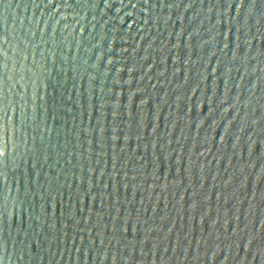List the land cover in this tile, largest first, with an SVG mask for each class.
I'll return each mask as SVG.
<instances>
[{"label":"water","instance_id":"95a60500","mask_svg":"<svg viewBox=\"0 0 264 264\" xmlns=\"http://www.w3.org/2000/svg\"><path fill=\"white\" fill-rule=\"evenodd\" d=\"M0 264H264V0H0Z\"/></svg>","mask_w":264,"mask_h":264},{"label":"snow or ice","instance_id":"6c2138e0","mask_svg":"<svg viewBox=\"0 0 264 264\" xmlns=\"http://www.w3.org/2000/svg\"><path fill=\"white\" fill-rule=\"evenodd\" d=\"M0 156H3V150L0 149Z\"/></svg>","mask_w":264,"mask_h":264}]
</instances>
